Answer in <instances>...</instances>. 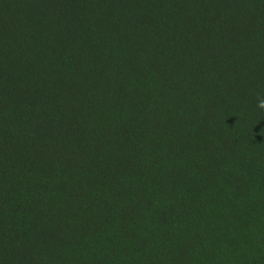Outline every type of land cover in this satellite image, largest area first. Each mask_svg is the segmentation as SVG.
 Returning a JSON list of instances; mask_svg holds the SVG:
<instances>
[{
  "label": "trees",
  "instance_id": "trees-1",
  "mask_svg": "<svg viewBox=\"0 0 264 264\" xmlns=\"http://www.w3.org/2000/svg\"><path fill=\"white\" fill-rule=\"evenodd\" d=\"M264 0H0V264H264Z\"/></svg>",
  "mask_w": 264,
  "mask_h": 264
},
{
  "label": "clouds",
  "instance_id": "clouds-1",
  "mask_svg": "<svg viewBox=\"0 0 264 264\" xmlns=\"http://www.w3.org/2000/svg\"><path fill=\"white\" fill-rule=\"evenodd\" d=\"M258 107L264 109V99L259 101Z\"/></svg>",
  "mask_w": 264,
  "mask_h": 264
}]
</instances>
